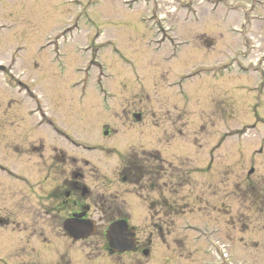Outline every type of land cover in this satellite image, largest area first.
Listing matches in <instances>:
<instances>
[{"label": "rangeland", "instance_id": "1", "mask_svg": "<svg viewBox=\"0 0 264 264\" xmlns=\"http://www.w3.org/2000/svg\"><path fill=\"white\" fill-rule=\"evenodd\" d=\"M204 41L212 47L207 49ZM94 58L102 77L95 68L88 79L85 69ZM0 67V217L14 213L11 224L0 225V264H21L16 260L24 258L19 251L22 247L44 257L40 264H92L95 257L103 258L101 243L73 246L63 239L56 241L52 239V222L45 220L46 212L27 209L30 198L34 206L40 201L53 203L45 193L54 187L46 180L51 178L47 166L40 163L35 173L26 167L22 170L24 163L34 166L40 157L41 150H31L33 145L60 146L69 153L67 157L82 162L78 167L89 188L94 187L99 174L118 181L126 163L138 158L135 151H158L169 162L160 165L164 173L152 191L147 177L136 186H112L120 200L123 193L137 194V198L145 195L147 202L142 203L147 206V218L149 204L154 210L157 201L167 200L180 211L193 204L189 193L203 199L208 179L195 171L206 166L208 153L212 161H220L224 172L232 174V181L244 183L258 147L254 130L241 140L209 131L233 132L244 125L252 128L255 116L264 117V0H0ZM94 75L104 82L94 81ZM86 82V94L90 95L82 100ZM145 100L149 104L140 105ZM36 107L42 110L38 115L54 117L63 137L38 128L39 118L31 112ZM216 108L220 114L215 113ZM135 114L141 116L142 125L134 126ZM169 116L170 122L165 123L162 118ZM146 118L157 127H169L182 139L167 146L165 130ZM106 126L111 129L109 137L103 134ZM180 126L190 129H180L183 134H179ZM66 142L71 149L64 148ZM241 142L245 143L243 151ZM10 177L15 181L27 178L31 189L25 181H18L16 187ZM248 180L250 183V176ZM104 188L109 193L111 184L106 182ZM25 191L31 193L30 198ZM11 205L18 206L13 209ZM202 206L205 204L194 203L185 210V214L192 212L189 218L182 217L181 211L178 217H168L169 225L164 228L168 233L162 242L170 244V232L175 230L184 257L193 244L199 250L188 258H178L176 264L226 263L207 252L203 241L189 243L182 238L189 234L185 221L192 219L193 227L204 230V213L208 211H201ZM125 209L123 216L128 220L141 214L133 217ZM156 210L159 207L153 214ZM62 213L56 214L62 217ZM138 217L139 231L149 233L151 220L144 222V214ZM42 234L50 238L49 245L38 242H43ZM154 237L155 233L150 238ZM153 242L154 255L147 264H165L162 259L169 248L159 240ZM55 244H60V249L50 257L45 250L41 252L40 245L50 253ZM64 250L66 257H58ZM17 252L20 255L11 258ZM230 255L229 264H264V242L251 247L237 245ZM122 263L146 264L133 257Z\"/></svg>", "mask_w": 264, "mask_h": 264}, {"label": "flooded vegetation", "instance_id": "2", "mask_svg": "<svg viewBox=\"0 0 264 264\" xmlns=\"http://www.w3.org/2000/svg\"><path fill=\"white\" fill-rule=\"evenodd\" d=\"M215 113L220 114L219 108H216ZM134 117H136V114L133 115V118ZM255 119L259 120L257 116H255ZM105 133H107L108 136L110 135L108 131H106ZM61 143L62 142L58 143L57 145L59 146ZM255 144H257L258 147L254 150L255 155L252 160L254 161L255 159L254 163L258 164L260 161L264 162V141L261 142L259 140L258 143L255 141ZM32 145L33 144H31V146ZM63 146L66 149L67 143H64ZM18 149L19 148H16L15 151ZM37 149L41 150V154L40 157L36 158V163L34 162V166L24 163L22 170H26L27 168L28 171H31L33 169L32 172L35 173V168L37 165H40V163L47 166V170L51 174V178L50 180H48L49 177H46V180L47 182H52L53 184H48L54 187L49 188L47 191H45V193H48L46 197L47 199L52 200L53 203L45 205L43 202L40 201L38 205L34 206L33 199L30 198L31 193L25 191L26 197L30 198L29 200H27V209L29 208L31 210L32 208H34L36 210L46 212L47 215L44 216L45 220L52 222V239L56 238V241L63 239L64 241H68L69 244L73 246H75L76 244L82 245L83 242L87 244H90L92 242H95L94 244L101 243L102 252L105 251V254H103L102 260L95 261L96 264H101L103 261L109 258L112 260L109 261L112 264H121L122 259H119L120 256L110 254L106 244L103 243V232L105 231L104 228L110 222L118 220L127 221V218L123 216V213L127 212L125 209L126 207L129 208L131 206L134 209H136L137 207V204L135 202V198L138 197L137 194H135L134 197L131 194L125 195L127 198L126 202L130 205L124 207V201L120 200L119 196L114 194V189L112 188V186H114L116 183H119L120 185H131V183H135L138 181V176L134 175L132 172L119 174L118 181L115 179H109L107 177H97V179L95 180L96 182L94 187L89 188V186L86 184L82 169L78 167V165L82 162H78L76 158L67 157L70 156L68 155L69 153H66L60 148V146L57 147L54 144L47 146L42 143L39 146L33 145L31 150L35 151ZM84 165L88 166V162H84ZM220 166V161L219 163L211 161L208 169L209 179L207 181V184L205 185V206L203 208L204 211H208L207 215H205L206 226L204 228V232L206 236L212 238L217 237L220 241H233L238 239L239 242H242L243 238H238L237 236L242 237V235L245 233L247 235H250L249 240H251L252 243H254V239L255 242L259 241V238L264 239V177H258L259 175L253 176V180L251 181L252 190L251 196L249 197V202H243V200H241V195L244 184H246L247 180H245L244 183L242 181H233L231 183H228L227 179L224 178L225 175L222 173L224 170ZM59 171L60 173H57ZM10 179L12 180L11 177ZM18 181H21L22 183H24L25 181L26 184L28 182L27 178L24 179L20 177L17 178L16 181L12 180V183L16 182V184L14 185L18 187ZM106 182H109L111 184V189L109 193H107L104 188ZM27 187L31 189V186L29 184H27ZM230 187L231 189L227 191V188ZM142 196L143 198H145V195ZM122 197H124V193L122 194ZM15 207L11 205V208L15 209ZM166 207V211H168L169 206ZM171 210L172 213H176V217L179 216L180 211L181 213L185 214V210H180L178 212L177 206L175 210L173 209V207L171 208ZM159 211L160 214L163 213L160 208ZM56 213H62L63 216L60 217ZM214 213H217V215H215ZM32 214L34 213L32 212ZM106 214L108 216L105 218L104 215ZM13 215L14 213H12V216ZM50 215H52L53 218H50ZM12 216H1L0 225L8 226L9 224H11ZM73 217H75L76 219H78L79 222H81L80 229H86V225L92 222V227L95 231L94 236L82 241H75L70 239V237L63 230V220L71 219ZM158 220L159 217L157 216V222L155 224H152L151 228L157 233V235H166L168 233V228L165 231L164 228H166L167 224H162V222ZM259 222L262 224L261 227ZM212 226L216 230H213ZM186 228L189 227L186 226ZM150 233H152V231ZM170 234L171 243L174 246L172 264H176L178 260L177 250L179 248L178 245L180 239L178 233L175 230H172ZM35 236L36 232L33 233L34 239ZM41 236L44 237L43 234ZM147 240L145 238L138 239L137 237L135 243V252L133 254L124 255H129L130 257H132L142 254L146 251ZM50 241V238L48 239L47 237H44L43 242L38 239V242L43 245H49ZM20 246L23 245L21 244ZM40 246V248L42 249L41 252L45 250L46 256L49 257L51 256L50 254H55L57 248L60 249V244H55L53 245L49 253L47 251V247L42 245ZM22 248H25V250L22 251ZM22 248H19V251L22 255H24V258L17 259L16 262L21 261V264H40L42 262L41 258L44 257L39 255L37 252V255H33L30 248ZM64 254L65 250L62 251L58 255V257L62 255L66 257V255ZM13 255L18 257L20 254L18 252L17 254H11V258L13 257ZM188 255L189 253L187 254V256ZM83 258L84 257L82 256V260ZM133 260L136 262L139 261V259L135 257H133ZM13 264H15V262Z\"/></svg>", "mask_w": 264, "mask_h": 264}]
</instances>
